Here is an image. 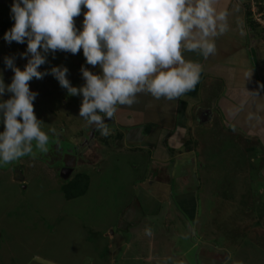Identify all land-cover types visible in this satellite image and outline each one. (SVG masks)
<instances>
[{
  "label": "rangeland",
  "instance_id": "rangeland-1",
  "mask_svg": "<svg viewBox=\"0 0 264 264\" xmlns=\"http://www.w3.org/2000/svg\"><path fill=\"white\" fill-rule=\"evenodd\" d=\"M128 2L0 1V171L12 169L16 186L0 182V246L5 252L0 264H92L93 258L98 264L111 258L110 264H200L197 234L183 229L176 216L167 219L166 229L155 222L152 235L131 237L127 247L132 234L118 226L113 209L130 197L129 159L112 156L121 174L116 178L109 172L112 165L109 171L105 167L108 174L97 175L101 183L94 179L92 184L101 186L102 193L96 187L64 201L52 191L78 172L84 162L77 163L76 157L94 165L115 152L118 141L112 136L119 133H113L108 114L128 87L129 70L151 45L150 28L144 32L141 12ZM252 2L263 11L258 0H247L248 9ZM254 124L256 135L240 129L244 139L232 132L227 142H206L208 162L198 158L192 172L209 255L221 263L264 264V117ZM202 162L206 167L200 171ZM95 166L100 170L104 164ZM244 168L250 170L249 181ZM213 170L218 173L209 186L200 175ZM107 236L117 238L116 246L124 241L122 247L111 253ZM141 237L146 243L152 239V263L141 255L148 251ZM11 240L15 249L25 242L24 258L10 255L6 247Z\"/></svg>",
  "mask_w": 264,
  "mask_h": 264
},
{
  "label": "crops",
  "instance_id": "crops-1",
  "mask_svg": "<svg viewBox=\"0 0 264 264\" xmlns=\"http://www.w3.org/2000/svg\"><path fill=\"white\" fill-rule=\"evenodd\" d=\"M127 1L126 5H133L141 12L139 19L142 17L145 24L144 32L150 28L151 45L145 57L129 70L128 87L118 94L117 107L108 114L113 133L122 134V138L114 142L115 152L104 155L95 163L104 164L100 170L93 169L96 166L90 165L92 162L86 163L76 157L77 163L84 162L79 164L77 173L89 175V193L96 187L102 193L101 186L92 185L94 179L100 182L97 175L108 174L106 169L112 165L108 171L119 178L121 170L118 171L114 160L124 157L132 163L130 197L124 205L113 209L118 226L132 234L127 239L128 248L131 237L152 235L151 227L155 222L166 229L169 225L167 219L176 216L182 219L183 229L185 227L193 235L197 234L200 264H232L233 259L221 263L210 258L206 237L209 233L203 229V221L199 220L198 184L193 180L192 172L199 159L208 162L211 152L207 150L206 142L210 146L212 142L218 145L220 139L227 142L232 134L244 139L240 136V129H248L250 134L256 135L254 123L264 117L262 30L259 25L258 28L250 25L253 19L249 15L248 20L247 0ZM258 1L259 4L264 3ZM112 156L116 158L113 160ZM204 162L200 171L206 167ZM236 168L239 177L241 167ZM10 170L0 171V182L16 188ZM91 170L95 171L93 176L91 173L94 171ZM217 173L213 170L208 176L205 173L200 176L209 180L210 186ZM249 174L250 170L247 172L244 168L246 181H249ZM206 183L200 182L201 185ZM63 184L61 188L52 186V191H57L64 201H68L60 190ZM169 185L171 191L168 190ZM248 225L250 227L251 222ZM107 238L111 253L124 243L121 241L116 246V237ZM141 239L142 247L148 250L141 255L154 262L152 239L150 243ZM31 240L26 239L25 242ZM25 242L16 244L18 247L15 249L11 240L6 247L15 260L24 258ZM3 256L5 252L0 246V257ZM121 258L124 261L126 255ZM97 259L93 258L92 264H98ZM111 259L104 264H110Z\"/></svg>",
  "mask_w": 264,
  "mask_h": 264
},
{
  "label": "trees",
  "instance_id": "trees-1",
  "mask_svg": "<svg viewBox=\"0 0 264 264\" xmlns=\"http://www.w3.org/2000/svg\"><path fill=\"white\" fill-rule=\"evenodd\" d=\"M248 20L250 13V9H248ZM250 25L253 28H258L259 24L254 23L253 21L250 22ZM264 29V28H263ZM101 128H99L100 130ZM98 130V131H99ZM114 140H118L122 138V134H116L115 136H112ZM20 168V165L18 169ZM22 176L18 178V180L21 179ZM90 177L86 173H76L75 175L69 176L66 178L65 183L62 186V192L64 193V196L66 199H74L76 197L82 196L86 194L88 187H89Z\"/></svg>",
  "mask_w": 264,
  "mask_h": 264
},
{
  "label": "built area",
  "instance_id": "built-area-1",
  "mask_svg": "<svg viewBox=\"0 0 264 264\" xmlns=\"http://www.w3.org/2000/svg\"><path fill=\"white\" fill-rule=\"evenodd\" d=\"M251 6L252 7L250 8V11L252 12L251 14H252V17H253L254 21H256L255 23L259 24V26L260 25H263V28H264V16H263L264 13L263 12H260L259 13V10L258 9L257 10L254 9V2H252ZM257 13H259V14L256 17L255 14H257Z\"/></svg>",
  "mask_w": 264,
  "mask_h": 264
},
{
  "label": "flooded vegetation",
  "instance_id": "flooded-vegetation-1",
  "mask_svg": "<svg viewBox=\"0 0 264 264\" xmlns=\"http://www.w3.org/2000/svg\"><path fill=\"white\" fill-rule=\"evenodd\" d=\"M62 158L64 159V157H62ZM62 170H63L64 173L68 172V168H66V167H63Z\"/></svg>",
  "mask_w": 264,
  "mask_h": 264
},
{
  "label": "water",
  "instance_id": "water-1",
  "mask_svg": "<svg viewBox=\"0 0 264 264\" xmlns=\"http://www.w3.org/2000/svg\"><path fill=\"white\" fill-rule=\"evenodd\" d=\"M0 1H4V0H0Z\"/></svg>",
  "mask_w": 264,
  "mask_h": 264
}]
</instances>
